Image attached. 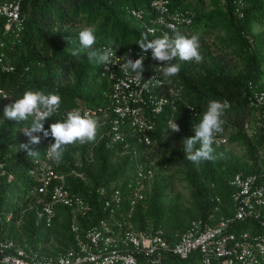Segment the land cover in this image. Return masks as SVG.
<instances>
[{
  "label": "trees",
  "instance_id": "obj_1",
  "mask_svg": "<svg viewBox=\"0 0 264 264\" xmlns=\"http://www.w3.org/2000/svg\"><path fill=\"white\" fill-rule=\"evenodd\" d=\"M154 0H20L19 22L10 29L0 23V50L14 64L12 71L0 69V240L12 239L29 251H38L54 263L60 254L74 248L77 237L84 238L86 230L101 219L112 215L104 205L103 196L96 192L101 185L118 188L127 194L126 183L133 171L134 159L123 153V145L105 134L107 125H99L94 143L66 146L58 165L61 171L74 169L84 176H67L66 185L71 193L82 197L90 205L84 214L76 216L78 230L72 231L73 213L69 206L55 205V215L47 225L38 218L35 196L31 190L37 182L29 174L34 159L43 157L47 138L42 133L41 142L32 145L39 152L28 157L19 150V144L28 138L22 129L30 120L16 122L4 116L7 106L3 95L13 101L27 90L54 93L61 97L59 111L45 122V129L52 123L63 121L68 111L82 113L107 109L111 83L100 78V64L90 62L80 48L78 34L88 26L96 28V48L109 44L118 50L138 47L142 33L149 40L161 38L159 33L149 34L143 23L149 24L157 17L151 3ZM170 15L182 12L178 31L186 36L199 35L201 63L182 62L178 76L171 78L167 87L180 90L174 104L168 105L155 117L152 132L151 158L155 159V175L145 198L136 203L129 223L136 231L162 236L171 245L176 244L193 222L200 226L215 225L230 219L235 233L249 232L264 236V206L259 215L234 219L232 199L236 188L231 184L234 175L259 174L264 170V107L251 105L256 92L264 91V0H168ZM239 10L241 14L239 13ZM142 18H137V14ZM190 23H185V19ZM78 51V56L72 52ZM147 62L152 65L151 50ZM147 67L148 64L144 63ZM162 78V75H159ZM163 79V78H162ZM210 100H227L231 107L223 117V135L227 142L212 147L218 159L199 165L185 158L182 141L194 135L197 124ZM110 115L109 111H107ZM109 118V117H108ZM175 121L181 131L171 133L169 121ZM170 132V133H169ZM53 143L54 139L49 137ZM232 146H238L240 155ZM145 146L139 145L138 149ZM160 151H156V148ZM178 164L176 169L172 165ZM174 179L185 183L189 203L184 205L170 195ZM124 195V196H125ZM178 197V196H176ZM130 210L127 198L116 210V218L126 217ZM199 249L185 257L164 252L157 260L137 256L136 264H217L210 255ZM123 264V263H115ZM248 264H264V250Z\"/></svg>",
  "mask_w": 264,
  "mask_h": 264
},
{
  "label": "built area",
  "instance_id": "obj_2",
  "mask_svg": "<svg viewBox=\"0 0 264 264\" xmlns=\"http://www.w3.org/2000/svg\"><path fill=\"white\" fill-rule=\"evenodd\" d=\"M151 6L156 10L157 17L150 24H144L147 32H159L169 38L168 32L178 30V23L184 14L178 12L170 15L168 0H154ZM137 16L141 17L140 13ZM20 19V0H0V23L3 22L4 29H10ZM185 23H189L188 18ZM2 44L0 41V48ZM141 54L146 57L144 63H148L149 53H142L140 48L130 46L122 51L117 50V56L111 65H101L100 78L111 83L107 109L103 113L95 109H87L81 113L97 118L99 125H107L105 134L112 141L123 145V153H129L133 157V171L126 183L127 194L113 185L99 186L96 192L103 196L104 205L111 208L112 215L108 220L101 219L89 227L84 238L77 237L76 246L60 254L55 263L50 258L41 256L38 251H29L12 239H4L0 240V264H136L137 256L140 255L158 260L164 252L185 257L196 249L206 254L204 261L207 263L211 261L207 254L211 253L218 260L217 264H248L255 261L257 254L264 250V236L251 235L247 231L235 233L230 219L204 226L193 222L192 227L174 245L165 240L161 230L153 233L136 231L129 223L133 208L145 198L155 175L156 160L151 158L153 149L150 148L152 132L156 128L155 117L166 106L174 104L180 94V90L175 87L156 85L157 80H163L158 69L163 66L161 62L144 66L143 80L132 79L135 74L122 66L127 57L134 61ZM0 69L6 72L14 69L12 60L3 50H0ZM152 77L151 84L145 87L146 81ZM3 97L7 105L14 103L7 96ZM250 102L258 109L263 108L264 91L256 92ZM63 116L66 119V114ZM261 125V134L264 135V122ZM46 142L43 157L34 159L29 170V174L37 182L31 190V194L35 196L37 215L48 225L55 215V205H67L73 213L71 229L76 232V216L88 211L90 205L82 197L71 193L66 185V177L71 175L83 179L84 176L74 169L67 172L59 170V164L54 163L47 155V148L53 141L47 138ZM226 142L227 137L223 134H217L214 138L216 145ZM139 145L145 147L138 149ZM160 150L156 148V151ZM0 173L4 171L1 170ZM231 184L236 188L232 195L235 210L233 218L244 220L246 217L259 215L264 206V170L259 174L238 173L231 179ZM125 198L130 203V210L126 217L117 219L116 210Z\"/></svg>",
  "mask_w": 264,
  "mask_h": 264
},
{
  "label": "clouds",
  "instance_id": "obj_3",
  "mask_svg": "<svg viewBox=\"0 0 264 264\" xmlns=\"http://www.w3.org/2000/svg\"><path fill=\"white\" fill-rule=\"evenodd\" d=\"M239 13L241 14L240 10ZM140 16L136 17L142 18L141 14ZM157 33L159 32H155L153 35ZM168 33L170 34L169 38L159 33L161 38L151 40H149L147 33H142L137 42L142 53L150 54L148 51L151 50L152 59L163 64L162 67H158L163 76V80H157V86H163L165 83L171 84V78L179 75L181 65L179 63H171L173 60L179 59L182 62L195 61L196 63L203 61L198 34L186 36L178 30ZM78 38L80 48L86 52L90 62L105 66L113 63L114 58L117 56L116 51L119 48L115 44H109L103 48H96L97 36L94 26H88L82 29L78 34ZM72 55L78 56L79 52L73 51ZM145 58L143 54L134 61L127 57L126 63L122 66L124 69L130 71V73L135 74L132 77L135 81L143 80ZM149 66L151 65L149 64ZM152 80L153 77L146 81L145 87H148ZM60 107L61 97L59 95L54 93L45 94L42 91L32 90L25 91L21 98L5 106L4 116L8 120L19 123L29 121L31 118L29 127L22 129L23 134L28 138V142L19 144L20 151H24L28 157H37L39 152L33 150L31 146L41 142V136L34 134L42 133L44 138L51 137L54 139V143H51L47 148V155L54 163L59 164L63 158L66 146L76 143L83 145L95 142L99 120L90 116L88 113L81 114L78 109L68 111L66 113V119L52 123L48 129H45V122L56 114ZM230 107V102L227 100L223 102L210 100L208 102L200 121L193 125L194 135L189 138H184L182 141V150L187 160L199 165L201 162L215 161L219 158L215 154L212 145L215 136L224 131L223 117ZM168 127L171 133H179L181 131L176 120H170Z\"/></svg>",
  "mask_w": 264,
  "mask_h": 264
},
{
  "label": "rangeland",
  "instance_id": "obj_4",
  "mask_svg": "<svg viewBox=\"0 0 264 264\" xmlns=\"http://www.w3.org/2000/svg\"><path fill=\"white\" fill-rule=\"evenodd\" d=\"M264 28V24L257 25L255 30L261 31ZM118 47V46H117ZM233 150L237 152V154H241L242 152L239 150L238 146H232ZM178 167V164L172 165V169H176ZM170 195L174 198H178L179 202L188 205L189 203V196H188V189L185 187V183L178 181L177 179H174L173 184L170 188ZM178 196V197H176Z\"/></svg>",
  "mask_w": 264,
  "mask_h": 264
}]
</instances>
